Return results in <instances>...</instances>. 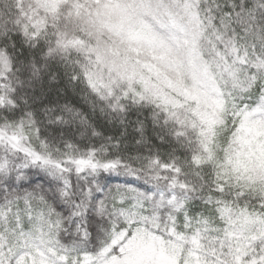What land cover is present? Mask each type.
Returning <instances> with one entry per match:
<instances>
[{"label":"snow or ice","instance_id":"6c2138e0","mask_svg":"<svg viewBox=\"0 0 264 264\" xmlns=\"http://www.w3.org/2000/svg\"><path fill=\"white\" fill-rule=\"evenodd\" d=\"M0 264H264V0H0Z\"/></svg>","mask_w":264,"mask_h":264}]
</instances>
